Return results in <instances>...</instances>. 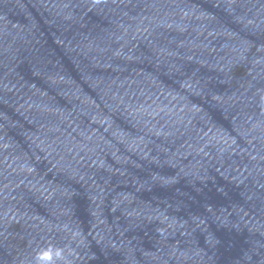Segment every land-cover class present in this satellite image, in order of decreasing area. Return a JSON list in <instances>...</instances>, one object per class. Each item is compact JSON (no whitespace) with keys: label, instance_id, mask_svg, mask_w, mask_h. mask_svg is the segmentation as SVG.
<instances>
[{"label":"water","instance_id":"water-1","mask_svg":"<svg viewBox=\"0 0 264 264\" xmlns=\"http://www.w3.org/2000/svg\"><path fill=\"white\" fill-rule=\"evenodd\" d=\"M0 264H264V21L0 0Z\"/></svg>","mask_w":264,"mask_h":264}]
</instances>
